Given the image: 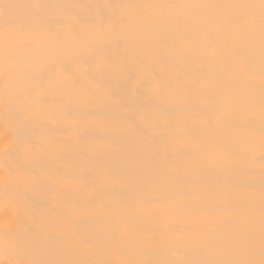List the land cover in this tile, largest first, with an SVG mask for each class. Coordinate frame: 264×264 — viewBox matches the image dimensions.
Segmentation results:
<instances>
[{"label": "bare ground", "instance_id": "obj_1", "mask_svg": "<svg viewBox=\"0 0 264 264\" xmlns=\"http://www.w3.org/2000/svg\"><path fill=\"white\" fill-rule=\"evenodd\" d=\"M33 2L63 7L49 10L54 19L48 30L33 34L34 48L20 66L14 92L5 95L0 73V207L12 202L18 208L10 226L18 223L21 231L51 237L52 258L93 264L204 259L203 232L218 246L229 235L242 238L246 231L231 212L193 215L190 207L234 199H255L258 206L264 121L258 108L217 102L226 90L243 98L234 73L246 62L258 65V25L251 41L221 40L219 27L205 19L237 10L197 9L186 20L143 25L119 19L120 10L109 5L259 0H0V5ZM254 94L258 102V81ZM202 139L223 146V166L188 162V148ZM250 142L256 145L252 153ZM23 169L35 175H15ZM69 175L80 183L62 179ZM249 184L257 192L245 191ZM133 198L140 206L116 228L125 255H105L113 210L123 216ZM255 231L258 236V226ZM69 233L96 247L57 252L56 241Z\"/></svg>", "mask_w": 264, "mask_h": 264}, {"label": "snow or ice", "instance_id": "obj_2", "mask_svg": "<svg viewBox=\"0 0 264 264\" xmlns=\"http://www.w3.org/2000/svg\"><path fill=\"white\" fill-rule=\"evenodd\" d=\"M63 7L56 4H41L38 2L26 4L0 5V73L3 74L4 92L7 95L18 87L20 66L29 62V57L34 48L32 36L34 33L48 30V23L53 16L49 10ZM113 9H119L117 17L130 24L153 25L167 23L172 20L179 21L181 16L186 20L194 10H211L229 8L237 10L229 16H207L205 24L211 23L219 27L218 39L251 41L255 35L257 25L260 35L259 62H246L235 70L237 87L244 89L241 99L239 95L226 90L218 97V103L224 107L243 104L250 111L258 108L261 121H264V0L259 3L245 4H160V3H117L109 5ZM23 10V11H21ZM177 15H169V13ZM195 19V17H193ZM73 35H78L73 33ZM58 57L53 53V72L55 60ZM259 84V100L255 99V85ZM52 83L55 85V76ZM184 91H193V86L178 83ZM171 88V85H160ZM29 99L31 96L29 94ZM35 147V145H33ZM256 145L248 144L249 153L254 152ZM23 145L18 151L22 150ZM260 184L258 190V206L255 199L231 200L224 205L201 204L190 207L193 215L212 216L231 212L234 223L242 227L246 234L242 238L229 235L224 238L221 246L213 240L208 231L203 232L202 237L207 241V258L198 260L158 259L153 261L143 260H111L96 261L95 264H264V126L261 127V139L259 143ZM7 154V153H6ZM189 163H215L223 166L226 160L223 146L212 143L207 139L193 141L188 148ZM247 158V157H246ZM253 162H255L253 160ZM254 176L255 173L249 172ZM15 175L34 176V170L23 169ZM65 182L79 184L80 178L76 176H64ZM91 187V185L87 186ZM245 191L255 193L254 184H249ZM141 204L138 199H131L126 205V212L120 216L119 209H114V230L111 238L103 249L105 255L111 251L117 256L125 255L121 241L116 237V228L120 224L126 225L132 218L131 213ZM145 206L147 203L145 202ZM18 208L12 202L4 203L0 207V264H93L88 260L57 259L51 256V237L38 238L31 230L21 231L19 224L10 226L14 220V213ZM51 215V213H49ZM33 219H36L33 216ZM52 225L51 227H56ZM258 226V236L255 228ZM172 228V225H168ZM80 246L95 248L96 244L87 240H78L70 233L56 241V251L69 254Z\"/></svg>", "mask_w": 264, "mask_h": 264}]
</instances>
